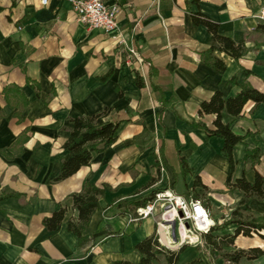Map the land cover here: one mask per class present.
<instances>
[{
    "label": "crops",
    "instance_id": "obj_1",
    "mask_svg": "<svg viewBox=\"0 0 264 264\" xmlns=\"http://www.w3.org/2000/svg\"><path fill=\"white\" fill-rule=\"evenodd\" d=\"M105 2L119 5L120 34L141 65L135 60L127 64L125 47L101 29L86 28L66 0H47L46 5L40 0H0V264L136 263L134 246L157 235L160 212L128 223L125 212L132 202H147L168 190L200 200L219 226L244 196L226 185L230 164L220 152L222 140L207 137L202 127L212 128L215 116L200 114L199 108L217 89L236 94L240 87L231 83L233 77L264 92V32L257 29L264 24L258 17L264 0ZM196 12L217 23L221 35L247 48L238 60L214 51L226 65L223 73L201 59L210 46V32L193 24ZM244 70L250 72L247 77ZM103 111L104 121L118 123L115 141L93 152L89 164L73 175L56 180L71 120ZM222 116L235 134L251 132L233 150V179L252 181L255 173L264 177V103L247 101L238 116L225 111ZM255 147L261 155L252 165L243 155ZM84 183L102 194L82 234L106 233L78 244L66 223L78 221L71 196ZM60 209V226L47 229L43 219ZM252 217L264 221V199L250 198L249 211L241 218ZM235 227L230 224L213 234H232ZM161 232L170 249L180 247L172 244L169 223ZM185 245L178 264L193 260L202 246L211 248L206 243ZM250 248H260L263 255L243 262L263 264L264 239L255 233L240 234L232 245L211 250ZM156 262L166 264L165 257L158 255Z\"/></svg>",
    "mask_w": 264,
    "mask_h": 264
},
{
    "label": "trees",
    "instance_id": "obj_2",
    "mask_svg": "<svg viewBox=\"0 0 264 264\" xmlns=\"http://www.w3.org/2000/svg\"><path fill=\"white\" fill-rule=\"evenodd\" d=\"M192 22L194 25H203L210 32V46L201 54V59L204 63L211 66L219 73L225 71V63L214 55V51L225 53L234 60H238L247 52L243 42H235L231 38L223 36L219 33L217 23L211 21L207 16L200 12L192 14ZM257 29L264 32V24H259ZM248 70H244L245 77L249 75ZM135 82L138 86L142 83ZM231 83L239 85L240 90L231 96L225 95L221 90L213 91L208 100L200 104L199 113L213 114L214 120L212 128L202 126L207 137L216 136L222 140L220 149L221 154L229 161V172L226 176V185L229 188H237L243 191L244 196L239 201V205L232 211L231 217L225 220L219 226H211L209 231L204 234L205 243L212 250H222L234 243L235 238L242 234L250 236L253 233L264 239V221L260 217H252L250 219H242L243 211H249V200L252 196L264 199V177L258 173L254 174L252 181H249L245 176L233 179V171L236 160L233 156V150L237 143L251 136V132H246L243 135L235 134L230 127L229 122L223 121L222 113L236 117L238 116L243 106L247 101H252L254 104L264 103V92L259 91L242 81L237 83L236 77L231 79ZM105 112L93 114L90 116L76 117L71 120L72 127L67 140L63 144V149L66 155L62 161L60 172L56 180L65 179L76 173L81 167L88 165L93 152H99L109 147L116 139V131L118 123L104 121ZM260 149L255 147L251 150H246L243 159H250L253 165L260 158ZM180 163L183 173L188 171L185 159L180 157ZM102 194V190L90 183H84L82 190L72 194L73 207L78 212V221L76 223L67 221L66 229L77 237L78 244L87 241L89 238H95L103 235L104 230H96L90 236L83 235V231L87 226L91 215L99 207L98 197ZM11 196L10 194L5 197ZM152 197L148 198L150 200ZM147 200V199H146ZM146 200L134 201L131 204L132 209L127 210L125 214L133 212L134 209L142 207ZM64 209L53 212L50 216L43 219V224L49 230H56L63 219ZM235 224L236 227L232 234H213V231L223 230L226 226ZM109 236H116L118 233H110ZM183 244L176 249L166 248L159 244L156 234L145 238L135 244L134 249L139 255V260L136 263L127 260H115L112 264H159L158 255L165 257L166 264H178L180 254L186 249ZM263 255L260 248H250L248 250L238 249L231 252H223L222 257L232 264H244L242 260L257 259ZM186 264H204L202 259L197 254L193 260ZM264 264V263H263Z\"/></svg>",
    "mask_w": 264,
    "mask_h": 264
},
{
    "label": "built area",
    "instance_id": "obj_3",
    "mask_svg": "<svg viewBox=\"0 0 264 264\" xmlns=\"http://www.w3.org/2000/svg\"><path fill=\"white\" fill-rule=\"evenodd\" d=\"M66 1L75 11L77 20L86 28L101 29L114 38L117 44L125 47V61L127 64H130L132 60H135L140 65L143 63L134 47L125 45V41L120 34L117 24L119 12V5L117 3L107 4L105 0ZM46 2L47 0H40L42 5H46ZM258 17L264 21V10L260 11ZM157 211L160 212V219L156 220V236L159 244L166 248H170L171 246L162 241L161 230L172 220L176 222V230L174 235L172 234L174 238L172 244L176 243L180 246L183 244L204 245V234L209 231L211 226L215 225L206 207L200 200L185 198L168 190L156 192L142 207L136 208L133 212L126 214L125 218L128 223H137L153 216ZM169 212H172V217L167 219L166 214ZM179 212L181 216H179ZM185 223H188V227L185 226ZM185 234L186 236H184Z\"/></svg>",
    "mask_w": 264,
    "mask_h": 264
},
{
    "label": "rangeland",
    "instance_id": "obj_4",
    "mask_svg": "<svg viewBox=\"0 0 264 264\" xmlns=\"http://www.w3.org/2000/svg\"><path fill=\"white\" fill-rule=\"evenodd\" d=\"M199 252H197V254L200 256V258H202V262L204 264H225V262H222L223 260H225L222 257V252H218L215 253L211 250V248H205V246L200 247ZM244 260H242V263L244 264H254L252 262H243ZM232 264V263H231Z\"/></svg>",
    "mask_w": 264,
    "mask_h": 264
},
{
    "label": "water",
    "instance_id": "obj_5",
    "mask_svg": "<svg viewBox=\"0 0 264 264\" xmlns=\"http://www.w3.org/2000/svg\"><path fill=\"white\" fill-rule=\"evenodd\" d=\"M178 214H179V216H181L180 212ZM169 224L171 225L172 234L174 235L175 230H176V222L172 220V221L169 222ZM185 226L188 227V223H185Z\"/></svg>",
    "mask_w": 264,
    "mask_h": 264
},
{
    "label": "bare ground",
    "instance_id": "obj_6",
    "mask_svg": "<svg viewBox=\"0 0 264 264\" xmlns=\"http://www.w3.org/2000/svg\"><path fill=\"white\" fill-rule=\"evenodd\" d=\"M172 217V212H169L168 214H166V218L167 219H170ZM163 230V229H162ZM184 231V230H183ZM163 232V231H162ZM183 233H185V232H183ZM162 236H163V233H162ZM184 236H186V234L184 235ZM162 241L163 242H165V240H164V236H163V238H162Z\"/></svg>",
    "mask_w": 264,
    "mask_h": 264
}]
</instances>
